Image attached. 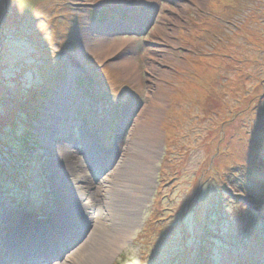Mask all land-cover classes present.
Returning <instances> with one entry per match:
<instances>
[{"label":"rangeland","instance_id":"1","mask_svg":"<svg viewBox=\"0 0 264 264\" xmlns=\"http://www.w3.org/2000/svg\"><path fill=\"white\" fill-rule=\"evenodd\" d=\"M119 2L0 0V207L49 212L58 125L101 156L84 163L93 198L121 160L128 177L148 164L139 199L118 195L117 234L96 240L104 264H264V0ZM85 34L104 56L81 52ZM86 236L23 264H61Z\"/></svg>","mask_w":264,"mask_h":264},{"label":"bare ground","instance_id":"2","mask_svg":"<svg viewBox=\"0 0 264 264\" xmlns=\"http://www.w3.org/2000/svg\"><path fill=\"white\" fill-rule=\"evenodd\" d=\"M119 3L125 5L126 0H120ZM83 37L82 53L86 51L104 56V51L100 50L103 45L101 40L94 42L88 38L89 34H85ZM121 62L117 60L114 65L123 67L127 71L130 66ZM60 92V96L63 95L62 105H60V118L62 121L67 122L66 118L69 117L68 106L76 91L69 81H65ZM53 110L54 105L50 104L45 111L46 115L42 118L41 125L47 124ZM62 129L63 127L57 125L55 130L45 137V143L51 148V155L57 154L55 163L49 160L50 168L53 169L49 175L57 190L50 197L51 207L49 212L40 215L36 223H31V221L27 222L20 218L14 219L13 217L16 218V216L13 212L8 208L0 207V220L5 219L10 223L8 231L0 234V244H3L5 249L4 251L0 247V264H6L7 261L10 264H23L24 260L28 261L24 257L34 250L36 252L40 250L42 253L44 251L46 255L54 251H56L55 254H61L62 248L74 237L86 236V230H91V232L90 236H86L85 243L66 257L65 262L61 264H82L87 259L89 260L88 264H104L105 260L101 253L97 251L95 244L100 235L101 238L104 237L106 243L109 242L107 241L108 235L111 233L117 234L115 232L116 223L120 218L125 217L118 210L119 196L126 195L127 197L131 196V199H139L141 178H145L149 170L148 164L141 162V165L137 166L138 174L135 172L132 177H128L123 166H121L124 160H121L122 162L118 168L104 177L103 184L97 190V197L93 198L91 196L92 178L86 172L88 166L84 163L87 162L88 165V162L93 160L97 163V166L102 165L99 161L101 156L97 154L86 137H83L82 140L85 141V145L82 150L83 157H81L77 149L63 140L65 130ZM4 216L8 218H3ZM10 217L12 218L10 219ZM130 228L131 226L126 228L123 237L128 235ZM100 244H103V242L101 241ZM10 256L11 259L9 260ZM33 258L30 257L29 259L33 261ZM38 258H41V256Z\"/></svg>","mask_w":264,"mask_h":264}]
</instances>
